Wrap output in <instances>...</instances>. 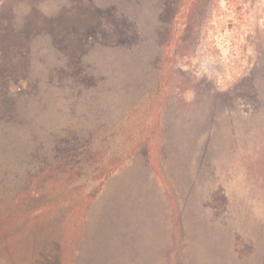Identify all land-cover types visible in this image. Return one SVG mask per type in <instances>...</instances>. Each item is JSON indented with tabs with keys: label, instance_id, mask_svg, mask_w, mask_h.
Masks as SVG:
<instances>
[{
	"label": "rangeland",
	"instance_id": "1",
	"mask_svg": "<svg viewBox=\"0 0 264 264\" xmlns=\"http://www.w3.org/2000/svg\"><path fill=\"white\" fill-rule=\"evenodd\" d=\"M93 5L0 0V264H264V0Z\"/></svg>",
	"mask_w": 264,
	"mask_h": 264
},
{
	"label": "trees",
	"instance_id": "2",
	"mask_svg": "<svg viewBox=\"0 0 264 264\" xmlns=\"http://www.w3.org/2000/svg\"><path fill=\"white\" fill-rule=\"evenodd\" d=\"M92 1V0H91ZM90 0H66V7L60 15L59 31H56L55 39L58 43L71 47L73 43H77L81 46L85 43L86 38L89 33H97L101 31L99 28L108 23L109 26L114 25L113 14H107L102 8L93 5L92 13L89 16L83 14L86 11L88 3ZM25 2L32 9L37 8L38 0H25ZM87 4V5H86ZM62 20V22H61ZM54 19L49 20L52 24ZM8 27L6 24L0 22V38L3 35L5 29ZM54 33V27L52 28ZM7 50V48H5Z\"/></svg>",
	"mask_w": 264,
	"mask_h": 264
}]
</instances>
